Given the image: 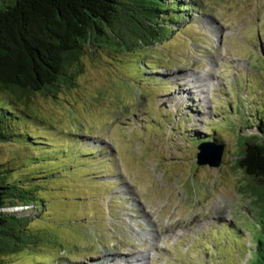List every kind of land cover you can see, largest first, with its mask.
I'll use <instances>...</instances> for the list:
<instances>
[{
    "label": "rangeland",
    "instance_id": "rangeland-1",
    "mask_svg": "<svg viewBox=\"0 0 264 264\" xmlns=\"http://www.w3.org/2000/svg\"><path fill=\"white\" fill-rule=\"evenodd\" d=\"M181 3L148 42L89 45L74 84L10 103L0 163L46 184L24 213L40 240L0 264H245L264 189L233 156L239 130L264 125V0ZM214 138L219 163L197 164Z\"/></svg>",
    "mask_w": 264,
    "mask_h": 264
},
{
    "label": "trees",
    "instance_id": "trees-1",
    "mask_svg": "<svg viewBox=\"0 0 264 264\" xmlns=\"http://www.w3.org/2000/svg\"><path fill=\"white\" fill-rule=\"evenodd\" d=\"M185 7L181 0H0V92L7 95L0 102V142L18 136L9 131L16 118L10 103L74 84L79 58L89 45L127 52L133 40L156 36L158 21L175 23L179 16L175 21L169 14L183 13ZM239 133L233 167L254 189H264V125L253 123ZM216 141L197 146L221 145ZM8 176L9 168L0 163V256L40 240L27 229L24 213L42 208L35 188L46 184L38 175ZM245 264H264V235L253 242Z\"/></svg>",
    "mask_w": 264,
    "mask_h": 264
},
{
    "label": "water",
    "instance_id": "water-1",
    "mask_svg": "<svg viewBox=\"0 0 264 264\" xmlns=\"http://www.w3.org/2000/svg\"><path fill=\"white\" fill-rule=\"evenodd\" d=\"M199 152L196 154V163L208 165H217L220 161L222 145H216L212 142H203L197 146Z\"/></svg>",
    "mask_w": 264,
    "mask_h": 264
},
{
    "label": "bare ground",
    "instance_id": "bare-ground-1",
    "mask_svg": "<svg viewBox=\"0 0 264 264\" xmlns=\"http://www.w3.org/2000/svg\"><path fill=\"white\" fill-rule=\"evenodd\" d=\"M190 83H191V82H190ZM194 87H195V86H194ZM110 260H112V261H111L112 264H113V263H114V264L119 263V261H118L117 259H115L114 257L108 256V257L104 258L103 261H100L98 264H104V261L107 262V263H109ZM116 261H118V262H116ZM123 261H124V260L122 259V261H120V262H123Z\"/></svg>",
    "mask_w": 264,
    "mask_h": 264
}]
</instances>
